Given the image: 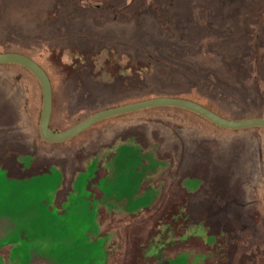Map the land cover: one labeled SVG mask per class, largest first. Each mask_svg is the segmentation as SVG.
Listing matches in <instances>:
<instances>
[{"label": "rangeland", "instance_id": "obj_1", "mask_svg": "<svg viewBox=\"0 0 264 264\" xmlns=\"http://www.w3.org/2000/svg\"><path fill=\"white\" fill-rule=\"evenodd\" d=\"M10 50L48 71L56 131L152 90L264 115V0H0ZM19 67L0 65V264H264V131L144 110L47 144Z\"/></svg>", "mask_w": 264, "mask_h": 264}, {"label": "water", "instance_id": "obj_2", "mask_svg": "<svg viewBox=\"0 0 264 264\" xmlns=\"http://www.w3.org/2000/svg\"><path fill=\"white\" fill-rule=\"evenodd\" d=\"M16 65L29 71L38 81L41 89V109L38 131L41 140L47 144H60L72 140L95 124L107 119L148 109L171 107L182 109L200 116L214 126L224 130L264 129V117L248 119H227L194 101L175 97H155L127 105L111 107L89 115L74 126L55 131L50 127L53 112V89L46 71L27 55L7 52L0 53V65Z\"/></svg>", "mask_w": 264, "mask_h": 264}, {"label": "trees", "instance_id": "obj_3", "mask_svg": "<svg viewBox=\"0 0 264 264\" xmlns=\"http://www.w3.org/2000/svg\"><path fill=\"white\" fill-rule=\"evenodd\" d=\"M10 52H17V53H21V54H24V55H27L29 56L30 58H32L34 61L37 62V59L32 57L31 55L29 54H26L24 53L23 51L21 50H10ZM45 71L46 73L48 74V71L45 69V67L40 64L39 62H37ZM21 68L22 70L28 72L26 69L22 68V67H19ZM29 73V72H28ZM30 74V73H29ZM49 76V74H48ZM50 78V77H49ZM51 81V80H50ZM195 84L201 86L208 94H217L220 92V87H219V83L218 82H213V81H210V80H205L204 78H201V79H198ZM132 95V94H131ZM155 97H175V98H183V99H188V100H191V101H194L196 103H199L200 105L210 109L211 111L215 112L216 114L222 116V117H225L227 119H243V118H235V117H231L229 114L223 112V111H220L219 109H217L215 106L207 103L205 101L202 102L201 100L195 98V97H190V96H182V95H177V94H159V93H156V91L153 92V90L149 93H141L140 95H132L130 97H127V98H123V100L119 101L118 103H115V104H111V105H108L106 107H103V108H100L99 110H96L95 112H93L92 114L98 112V111H101L103 109H107V108H111V107H116V106H121V105H127V104H131V103H136V102H139V101H144V100H148V99H152V98H155ZM145 111H166V112H177V113H180V114H186L187 116H191V117H196V118H200L202 120H204L203 118H201L200 116H197L193 113H190L188 111H185V110H182V109H176V108H171V107H163V108H155V109H148V110H145ZM91 115V114H90ZM130 115V114H128ZM89 116V115H88ZM86 116V117H88ZM84 117V118H86ZM252 117H264V115H256V116H252ZM251 117V118H252ZM83 118V119H84ZM52 119H53V116L51 118V123H52ZM82 119V120H83ZM245 119V118H244ZM205 122L209 123L208 121L204 120ZM50 123V127L56 131V129H54L52 127V124ZM211 124V123H209ZM212 126H214L213 124H211ZM216 127V126H215ZM217 128V127H216ZM260 131H264V129H259ZM226 131H230V130H226ZM150 209V208H148ZM169 251L166 252L165 250V255H164V258H169L170 256H166V253H168ZM177 256L174 255L173 257L171 258H175ZM164 260V259H162ZM166 260V259H165ZM157 264L160 262L156 261Z\"/></svg>", "mask_w": 264, "mask_h": 264}, {"label": "flooded vegetation", "instance_id": "obj_4", "mask_svg": "<svg viewBox=\"0 0 264 264\" xmlns=\"http://www.w3.org/2000/svg\"><path fill=\"white\" fill-rule=\"evenodd\" d=\"M27 158H28V157H25L24 160L28 161ZM29 158H30V157H29ZM29 160H30V159H29ZM26 165H27L28 167L32 166V165L28 164V162H26ZM23 167H25V164H23ZM0 170L6 171L7 175H9L8 170H6V169H4V168H0ZM20 171H22V170L20 169ZM18 173H19V172H17L15 175H17ZM15 175H13V176H15ZM9 176H12V175H9ZM200 254H202V253H200ZM165 261H166L165 259H164V261L161 260V263L164 264ZM163 262H164V263H163Z\"/></svg>", "mask_w": 264, "mask_h": 264}, {"label": "crops", "instance_id": "obj_5", "mask_svg": "<svg viewBox=\"0 0 264 264\" xmlns=\"http://www.w3.org/2000/svg\"><path fill=\"white\" fill-rule=\"evenodd\" d=\"M146 210V209H145Z\"/></svg>", "mask_w": 264, "mask_h": 264}]
</instances>
